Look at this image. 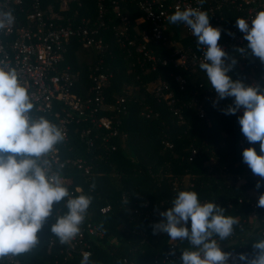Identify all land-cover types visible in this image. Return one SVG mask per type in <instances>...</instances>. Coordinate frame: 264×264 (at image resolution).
<instances>
[{
	"label": "trees",
	"instance_id": "16d2710c",
	"mask_svg": "<svg viewBox=\"0 0 264 264\" xmlns=\"http://www.w3.org/2000/svg\"><path fill=\"white\" fill-rule=\"evenodd\" d=\"M79 1H70L68 10L60 9L62 0H42V5L44 8L53 5L54 10L63 18H74L76 24H81L83 17L89 18L93 24L99 14L97 0ZM214 2L215 0H205L206 9ZM105 3L108 8L105 16L108 27H103L101 31L106 41L113 45L116 56L111 58L106 54L102 65L103 68L108 67L114 71L106 93L107 101L113 104L117 98L126 99L127 112L119 115L120 133L110 142H105L102 138L105 129L92 128L90 135L94 138V144L89 145L86 138L82 137V130L88 125L92 126L91 122H72L67 138L57 144L63 159L80 158L92 166L89 174L72 164L63 169L65 186L73 190L74 195L77 194L76 188H80L93 198L82 226L90 221L103 230L102 235L86 233L85 240L91 250V261L94 264H120L127 258L133 264H161V259L175 242L179 259L174 264H182V251L190 248L188 241H171L166 233L153 235L152 228L154 223L163 219L159 212L167 211L171 201L181 190L196 191L202 202L212 201L225 210V215L236 218L237 223L229 238L219 241L218 237H214L222 250L253 256L254 242L264 239V208L258 207L255 211L253 199L248 194L254 190L257 194L255 200L258 201L259 196L264 193V183L259 189L256 188L257 181L262 178L254 175L243 162L242 152L245 148L255 147L257 154H260V147L259 142L250 145L241 132L238 122L241 113L225 115L220 111L232 104L234 98L221 100L217 107H213L216 93L199 67L192 71L175 66L173 62L163 64L162 58L171 56L179 43L185 49L191 47L198 50L195 38L184 34L181 24L169 23L166 41L155 44L159 55L155 70L144 73L140 61L132 67L134 59L126 57L117 46L111 27L121 23V18L112 12V0H105ZM122 6L130 25L136 24L142 12L135 2H122ZM12 8V12L24 17L22 5L13 4ZM24 8L28 9L27 4ZM75 10H78L77 15ZM223 14L226 21L222 26L226 29L234 23L236 13L225 7ZM65 21L66 19L63 20ZM223 39L222 35L221 40ZM247 43L246 41L243 47ZM80 52L84 55L80 56ZM101 56L82 48L75 40L63 66L70 64L73 71L80 73L79 83L87 86L91 66ZM246 59L247 64L243 67L236 66L230 76L233 80L251 85V79L259 78L263 63L252 56L250 50ZM141 61L146 66L152 64L143 58ZM256 64L258 67H255ZM179 73L186 77L185 89H180L175 80ZM159 80L171 84L175 98L173 105L178 107L183 122H180L181 119L167 96L164 99L155 91L152 93L147 90L150 83L156 84ZM81 88L78 84L76 90L83 93ZM198 104L205 109V117L200 116ZM145 105L153 109L150 118L141 114ZM101 113L110 114L111 110H101ZM112 144H116L115 150L111 149ZM193 149L196 154L191 159ZM66 199L54 203L52 216L37 234V245L30 251L17 255L20 264H81L79 247L69 255V244H62L51 232L56 216L68 211ZM108 205L110 209L102 212L101 208ZM188 226L190 228V222Z\"/></svg>",
	"mask_w": 264,
	"mask_h": 264
},
{
	"label": "clouds",
	"instance_id": "9594fccd",
	"mask_svg": "<svg viewBox=\"0 0 264 264\" xmlns=\"http://www.w3.org/2000/svg\"><path fill=\"white\" fill-rule=\"evenodd\" d=\"M198 3L202 6L205 0ZM13 20L11 13H4L0 29ZM168 21L186 26L203 53L199 69L216 93L213 107L221 100L234 98L232 104L220 111L235 115L243 109V115L238 117L241 132L250 145L259 142L260 154L255 147H248L242 157L252 173L262 178L256 184L259 189L264 183V88L233 80L228 74L237 60L218 44L222 29L211 26L208 12L200 7L183 10L177 7ZM250 21L251 27L249 19L236 18V27L248 42L236 51L246 57L250 50L252 56L264 63V10ZM228 35L235 34L229 31ZM32 109L28 89L19 81L17 72L0 67V257L19 255L35 247L38 232L53 214L54 203L65 198L68 211L56 216L51 232L62 244H70L81 234V225L93 202L92 196L80 188L75 190L77 194L70 193L60 173L52 172L47 157L64 140V133L43 117L32 119L29 116ZM257 206L264 208V193L259 196ZM224 212L212 201L202 202L196 191L181 190L168 210L159 212L163 219L152 225L153 235L166 233L171 241L187 240L190 248L182 251V264H228L232 254L223 251L214 237L219 241L229 238L237 220ZM253 251L251 257L239 254L238 260L264 264V239L254 242ZM81 264H94L90 252L82 253Z\"/></svg>",
	"mask_w": 264,
	"mask_h": 264
},
{
	"label": "built area",
	"instance_id": "2783aa9c",
	"mask_svg": "<svg viewBox=\"0 0 264 264\" xmlns=\"http://www.w3.org/2000/svg\"><path fill=\"white\" fill-rule=\"evenodd\" d=\"M70 1L80 2L79 0H62L60 9L68 10ZM127 1L129 0H112V12L121 18V23L111 27L115 33L117 46L121 48L126 57L134 59L131 63L132 67H135L137 61H140L144 73H149L157 68L156 61L159 55L155 44L166 41L168 37L166 31L169 27L168 17L174 13L177 7H180L181 10L189 6L200 7L201 10L208 12L211 26L222 29L221 37L223 35L224 39L221 40L220 38L218 44L237 60L234 68L228 73L229 75L236 66L243 67L247 64L246 57L241 56L236 51L237 48L246 44V40L243 38V33L236 27V19L226 29L223 28L222 23L226 21V16L223 14L225 7L229 11H234L236 18L249 19L250 27V19L258 11L264 10V0H215L208 10L204 4L199 5L198 0H133L137 8L141 10L142 15L138 17L136 24L130 25L122 10V2ZM13 4L22 5L24 9L23 18L11 11ZM26 4L27 10L24 8ZM97 6L98 19L93 24L86 17L82 18L81 24H76L74 18H63L54 10L53 5L50 4L44 8L42 0H0V19H3L4 13H11L14 18L12 24L0 29V67L14 69L21 84L28 89L33 103V109L29 116L36 120L43 117L57 125L63 131L64 138H67L69 125L72 122H91L92 126L88 125L82 130V137L86 138L89 145L94 144V138L90 135L92 128L105 129L102 132V138L105 142H110L113 137L118 136L120 133L118 126L121 123L119 115L127 112L125 97L117 98L113 104L107 101L106 93L114 77V71L108 67L103 68V56L108 54L114 58L116 51L113 45L106 41L101 31L103 27H108L105 22V16L108 13L105 0H97ZM75 14H78V10H75ZM65 19L66 21L63 22ZM182 26L186 34L191 35L190 30L186 26ZM229 31L235 34L234 37L228 35ZM75 40L82 48L102 55L98 62L91 66L87 86L79 83L80 73L73 71L70 64L63 66L66 55ZM202 55L201 51L191 47L187 49L177 47L171 56H164L162 60L165 65L173 62L175 66L185 70L196 71ZM141 58L144 61H151V66H146ZM262 65L259 78L251 79L250 83L253 86L260 85L264 88V63ZM255 67L258 65L256 64ZM130 71L131 69H129ZM175 80L180 89H185L187 80L183 74H177ZM78 84L82 86L83 93L76 90ZM170 85L165 80H159L156 84L150 83L147 90L152 93L155 91L164 99L167 96L171 100L168 101L172 104L175 113L179 115L180 122H183L178 107L173 105L175 98ZM197 108L200 116L205 117L206 111L202 105L198 104ZM105 109L111 110V113L100 114V111ZM238 112L243 115V109ZM141 114L150 118L153 115V109L149 105H145ZM116 148V144H112L111 149L115 150ZM195 154L196 150L193 149L190 158L192 159ZM47 158L50 161L52 172H59L64 184L66 177L63 169L68 164L76 165L86 174H89L92 168L90 164L80 158L63 159L57 145L55 152ZM69 191L74 193L73 190ZM257 203L258 201L253 200L252 205L255 211L258 210ZM109 209L110 206L108 205L102 207L101 211L106 212ZM86 233L102 235L103 230L99 225L90 221L85 226L81 225V234L68 246L69 255L78 247L81 254L83 252L91 253L89 244L85 240ZM225 252L232 254L228 264H240L242 262L238 260L240 252ZM178 259L179 252L176 249V243L173 242L168 253L161 259V264H174ZM4 262L20 264L17 255L13 254L0 257V263ZM120 264L133 263H129L128 259L124 258Z\"/></svg>",
	"mask_w": 264,
	"mask_h": 264
},
{
	"label": "rangeland",
	"instance_id": "374dc122",
	"mask_svg": "<svg viewBox=\"0 0 264 264\" xmlns=\"http://www.w3.org/2000/svg\"><path fill=\"white\" fill-rule=\"evenodd\" d=\"M184 34H186V32H184ZM178 47H181L180 43L178 44ZM79 55L83 56L84 53L80 52ZM87 55L89 56V54H87ZM248 195L250 196L251 199L255 200L257 194L254 190H251V191H249Z\"/></svg>",
	"mask_w": 264,
	"mask_h": 264
}]
</instances>
